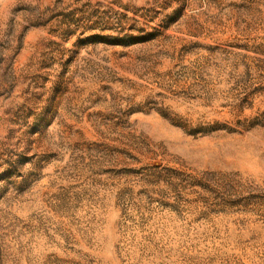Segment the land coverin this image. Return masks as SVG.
Returning a JSON list of instances; mask_svg holds the SVG:
<instances>
[{
    "label": "rangeland",
    "instance_id": "obj_1",
    "mask_svg": "<svg viewBox=\"0 0 264 264\" xmlns=\"http://www.w3.org/2000/svg\"><path fill=\"white\" fill-rule=\"evenodd\" d=\"M0 264H264V0H0Z\"/></svg>",
    "mask_w": 264,
    "mask_h": 264
}]
</instances>
